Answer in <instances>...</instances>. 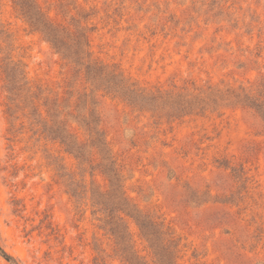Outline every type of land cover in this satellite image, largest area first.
Segmentation results:
<instances>
[{
  "label": "rangeland",
  "instance_id": "374dc122",
  "mask_svg": "<svg viewBox=\"0 0 264 264\" xmlns=\"http://www.w3.org/2000/svg\"><path fill=\"white\" fill-rule=\"evenodd\" d=\"M35 1L53 23L84 27L90 61L173 97L140 107L105 82L84 108L80 97L93 90L85 70L15 0H0V247L12 256L0 251V264H125L94 214L92 187L110 189L102 154L88 145L81 165L49 132L67 120L88 141L69 115L88 108L124 196L171 232L177 264H264V121L229 93L264 91V0ZM11 66L21 69L20 96L9 90ZM177 94H188L190 111L177 109ZM122 215L135 250L153 263L136 219Z\"/></svg>",
  "mask_w": 264,
  "mask_h": 264
},
{
  "label": "trees",
  "instance_id": "16d2710c",
  "mask_svg": "<svg viewBox=\"0 0 264 264\" xmlns=\"http://www.w3.org/2000/svg\"><path fill=\"white\" fill-rule=\"evenodd\" d=\"M15 3L27 18L30 25L34 29L42 32L46 39L65 59L73 62L75 67H77V71L80 69L85 70L87 81L93 85V90L91 93L81 95L80 98L85 102L84 108L88 105V96L92 98L94 96V90L99 89L101 87L100 85H104L105 82L104 89H107L108 92L124 96L129 103L140 107L145 105L142 101H163L167 97H173L171 94L162 91L156 93L147 92L137 87L134 83L129 82L128 78L116 71V69L90 61L88 58L87 35L84 27H78L76 31L72 32L66 27L53 23L46 17L35 0H15ZM6 72L10 81V92L11 89L13 92L17 90L18 92L16 94L20 96L21 86L17 84L18 80L21 82L22 77L20 67H8ZM229 93H232L238 102L254 108L264 121V91L257 89V93H252L240 87L235 90H230ZM30 96L32 95L30 94ZM176 96L183 100V105L177 109L185 112L190 111L193 105L188 100V94H177ZM91 102L92 105L96 103L93 98ZM200 103L203 105L208 104L207 99L204 97H201ZM82 112L83 110L79 109L77 114L69 113V115L71 118L78 120L87 130L88 141L83 142L80 140L69 129L67 120H60L58 127H55L53 123L50 124L52 130L49 132L54 134L53 138L60 140L65 145L68 152L80 160L81 165L90 161L88 159L90 157L88 145L95 146L102 154L101 161L97 166L109 177L110 189L108 191H101L98 187L93 186V206L95 207L94 214H99L98 217L102 221L103 227L115 239L116 248L114 254L118 255L125 264H177L178 242L172 237L171 232L165 230L162 223H157L148 216L135 211L124 196L121 177L115 167L114 161L109 156L104 133L99 127V118L96 110L94 108H88L87 115H84ZM44 126L45 129L49 127L45 121ZM53 126L56 129H53ZM72 192L74 195L79 196L77 188L75 189L74 187ZM130 211L136 212V215ZM121 213L136 219L143 236L153 251V263L149 262L146 257L139 255L135 250L127 223ZM0 251L8 260L12 259V256L3 248L0 247Z\"/></svg>",
  "mask_w": 264,
  "mask_h": 264
}]
</instances>
